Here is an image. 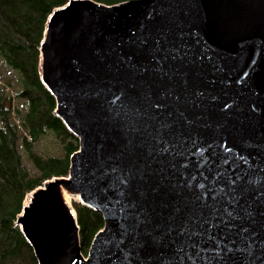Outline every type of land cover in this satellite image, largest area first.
<instances>
[{"label":"water","instance_id":"obj_1","mask_svg":"<svg viewBox=\"0 0 264 264\" xmlns=\"http://www.w3.org/2000/svg\"><path fill=\"white\" fill-rule=\"evenodd\" d=\"M38 52L77 148L15 216L36 264H264V0H67Z\"/></svg>","mask_w":264,"mask_h":264},{"label":"trees","instance_id":"obj_2","mask_svg":"<svg viewBox=\"0 0 264 264\" xmlns=\"http://www.w3.org/2000/svg\"><path fill=\"white\" fill-rule=\"evenodd\" d=\"M67 0H0V58L17 73L15 95L25 106L17 122L12 98L0 90V264H36L32 250L14 224L26 194L52 176H66L76 138L52 114L53 97L38 75V47L46 17ZM105 4L124 0H95ZM7 85H10L7 83ZM17 113V111H16ZM49 133L57 142L50 154L33 144ZM26 154V165L19 153ZM78 224L80 252L102 226L98 212L70 199Z\"/></svg>","mask_w":264,"mask_h":264},{"label":"rangeland","instance_id":"obj_3","mask_svg":"<svg viewBox=\"0 0 264 264\" xmlns=\"http://www.w3.org/2000/svg\"><path fill=\"white\" fill-rule=\"evenodd\" d=\"M17 77H18L17 73L13 71L12 69H10L9 67H6L4 65L3 60L0 58V90L3 94L6 93L5 94L6 97L10 96L12 98V106L15 111V115L13 116L15 122H17L18 119H20L19 117L25 111L24 109L25 103H23L21 100L14 97L15 90L17 89V84H18ZM7 83H9L10 85H7ZM56 147H57V142L53 139V137L49 133H45L44 135H42L38 139L36 144H33L34 150L42 154H50L55 150ZM19 153L22 155V159L24 163L28 165V161H26L24 157L26 156V154H23L21 149H19ZM69 203H70V199H69Z\"/></svg>","mask_w":264,"mask_h":264},{"label":"bare ground","instance_id":"obj_4","mask_svg":"<svg viewBox=\"0 0 264 264\" xmlns=\"http://www.w3.org/2000/svg\"><path fill=\"white\" fill-rule=\"evenodd\" d=\"M64 198H65V200H66L67 202H69V199H72V198L69 197V195H67V194H64Z\"/></svg>","mask_w":264,"mask_h":264}]
</instances>
